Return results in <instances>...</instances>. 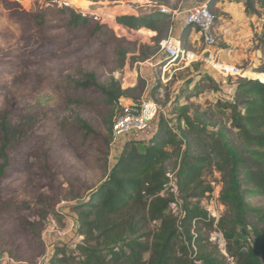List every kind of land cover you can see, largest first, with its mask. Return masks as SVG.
<instances>
[{
    "label": "trees",
    "instance_id": "trees-1",
    "mask_svg": "<svg viewBox=\"0 0 264 264\" xmlns=\"http://www.w3.org/2000/svg\"><path fill=\"white\" fill-rule=\"evenodd\" d=\"M163 1L171 8L182 2ZM5 3L23 11L35 30L38 44L31 51L34 57L55 56L75 45L77 62L103 56L108 74L103 78L96 70L79 69L65 77L62 85L68 104L105 110L102 127L78 115L60 123L74 155L91 168L103 169L105 176L74 205L76 234L82 237L74 251L55 248L48 264H264V228L259 225L264 221V209L248 200L251 195L264 196V63L259 74L252 73V78H241L235 84L239 109L231 124L237 130V142H230L221 131L211 149L216 158L212 161L208 155H194L191 140L182 138L187 145L175 172L176 196L168 187L166 163L173 153L179 154L183 142L165 120H159L147 142H127L120 157L110 162L119 100L136 101L138 98L128 95L139 82L140 94L144 87L138 78L134 86L122 88L112 72L125 65L128 54L138 51L134 35L155 33L153 41L157 42L165 38L169 16L123 11L113 18L100 17L67 0ZM245 4L249 5L248 0ZM145 49L152 50L142 45L140 57H147ZM16 112V108L7 109L0 117V221L27 208L25 202L3 198L4 180L24 166L17 153L27 137L11 122ZM39 155L42 184L54 190L48 154ZM212 166L220 173L219 201L226 210L216 223L200 205L205 193L212 191L211 182L202 178ZM176 197L181 201L178 214L170 209ZM215 230L222 233L225 253L210 240Z\"/></svg>",
    "mask_w": 264,
    "mask_h": 264
},
{
    "label": "rangeland",
    "instance_id": "rangeland-1",
    "mask_svg": "<svg viewBox=\"0 0 264 264\" xmlns=\"http://www.w3.org/2000/svg\"><path fill=\"white\" fill-rule=\"evenodd\" d=\"M6 1L0 0V117L7 109L16 108L17 112L11 122L22 128V136L27 137V141L20 144L17 153L24 166L4 180L3 198L25 202L27 208L5 216L0 221V264H48L47 259L53 255L55 248L74 251L75 243L82 238L76 234L74 205L105 176L103 169L91 168L83 158L74 155L60 130L63 120L71 121L76 115L102 127L105 110L68 104L63 98L62 85L65 77L75 75L79 69L96 70L103 78L108 74L103 56L77 62V58H74L75 45L64 48L55 56L34 57L31 51L38 44L35 30L23 11L8 7ZM67 1L78 9L112 18L124 12L154 13L152 4L155 1L171 8L163 0H148L151 4L144 0ZM190 1L183 0L182 3L189 4ZM230 1L239 4L236 10L241 22L234 26L226 24L220 36L215 31V47L225 48L220 54L224 53L228 59L225 62L218 56L216 62L238 65L243 70L242 76H228L226 82H222L223 76L219 78L216 75L212 64L185 58L173 62L164 59L161 64L151 68L154 87L150 96L162 109L158 118L165 121L171 119L172 132L183 142L179 154L173 153L166 163L167 171L174 176L179 167L180 153L187 145L183 137L191 140L190 149L194 155H208L212 161L216 158L211 149L221 131H224L230 142H237V130L231 124L239 109L235 84L241 78H252V73L259 74L258 68L264 63V0H248L247 6L246 0ZM222 23L220 18L219 24ZM188 28L181 37L183 48L201 52L204 44L192 45L188 40L191 28ZM191 33L201 38L198 31ZM154 34L142 37L134 35L138 51L128 54L125 65L112 72L120 83L122 77L125 78L124 88L131 86L130 74L135 76V70L139 68L145 70L148 59L157 54L159 44L153 41ZM240 35L245 42H238ZM246 42L247 53L254 52L252 59L250 55L246 57L240 54ZM142 45L152 48L150 51L145 49L148 52L146 58L139 55ZM190 56L196 58L193 54ZM163 65L166 66L165 70L161 69ZM137 85L128 96L140 97L142 85L140 82ZM44 152L48 154V161L54 171V190L42 184L44 177H41L39 154ZM202 178L205 183L211 182V190L220 195V173L214 166L205 169ZM76 193L80 194L74 197ZM51 196L54 197L51 199ZM248 200L253 206L264 209V196L251 195ZM200 205L203 208L207 206L202 203ZM216 209L218 218L214 219V223L226 213L224 206ZM153 225L149 228L152 229ZM259 225L264 228V221ZM209 236L220 251L225 253L222 233L215 230Z\"/></svg>",
    "mask_w": 264,
    "mask_h": 264
},
{
    "label": "built area",
    "instance_id": "built-area-1",
    "mask_svg": "<svg viewBox=\"0 0 264 264\" xmlns=\"http://www.w3.org/2000/svg\"><path fill=\"white\" fill-rule=\"evenodd\" d=\"M152 6L155 8L154 13H162L169 16L171 22L170 26L172 27H169V34L165 38L158 41L159 49L157 54L154 57L148 59V65L150 67L153 68L156 65L161 64L164 59H169V61L173 62L180 58H185L186 60H200L205 63L212 64L213 68L223 76L224 82H226L225 78L228 76H242V68L236 64L230 65L226 63H220L218 61L216 62L217 59L215 58V53L208 50L209 48H212L216 45V16L210 10L209 0H203L189 4L185 3L184 5L182 2H180L176 8H169L155 1ZM138 14L148 15L152 13H144L140 11ZM175 24L178 25L182 31L190 27L192 31H198V33H200L201 38L195 39L196 41L199 40V43L204 44V48L200 53H195L191 49L186 50L183 48L181 37L175 35L172 32L173 26ZM190 54L195 55L196 58L193 59ZM161 68L162 70H165L166 66L163 65ZM139 73L141 72L139 71ZM139 73L135 72V76L130 78L129 83H131V85L137 81L138 77H140L139 75L141 74ZM122 78L123 81L120 84L121 87L124 88L123 82L125 78ZM119 104L121 109L114 121L112 133L113 137L110 142V158L115 157V159L120 157L127 142L140 141L145 143L150 139L157 129L159 122L158 117L160 111L162 110L160 105L151 98L149 88H146L136 101L122 97L119 100ZM166 121L168 126L172 129V120L166 119ZM166 174L169 179V190L177 196L178 189L176 177L173 173L168 171ZM214 192L215 191L205 193L204 197L201 199V203L205 205L207 204L204 209L208 212V216L216 219L218 216L216 208H220L221 206L223 207V205L219 201L218 193L216 194ZM179 203L180 199L176 197L175 201L170 204V209L175 214L180 212V207L178 206ZM250 236V239H253V236ZM228 260L232 261V258L229 257Z\"/></svg>",
    "mask_w": 264,
    "mask_h": 264
},
{
    "label": "crops",
    "instance_id": "crops-1",
    "mask_svg": "<svg viewBox=\"0 0 264 264\" xmlns=\"http://www.w3.org/2000/svg\"><path fill=\"white\" fill-rule=\"evenodd\" d=\"M183 1V0H182ZM185 1H189V0H185ZM203 1V0H202ZM193 2H196L195 0H191L190 1V3H193ZM235 4V5H234ZM209 7H210V10L215 14V16H216V22H215V31H216V33H217V35L218 36H220V34L222 35V31L221 30H223V29H225L226 28V24H230V26H234V24H238V22L240 23L241 22V20L240 19H238L239 18V14H238V11L236 10L237 9V7H239V4L238 3H235V2H233V1H230V0H209ZM237 11V12H236ZM221 18V21H223L224 23H222V24H219V19ZM218 20V21H217ZM219 24V26H218V24ZM224 26H225V28H224ZM169 27H172V26H169ZM244 28V27H243ZM245 29V28H244ZM187 30H189V28L188 29H184L183 31L182 30H180V27L178 26V25H174L173 26V30H172V32L175 34V35H178V36H180V37H183L184 36V33L187 31ZM151 32H153V31H151ZM192 32V30L190 29V34L188 35V40H189V42L192 44V45H197V44H199V40L198 41H196L195 39H197V38H199L198 36L196 37V36H193V34L191 33ZM167 33L169 34V29H168V31H167ZM239 37V41L238 42H245V39H243V36L242 35H240V36H238ZM224 38H226V35H224ZM243 45L245 46V47H243L242 46V48H241V50H240V47H238V45H237V48H238V50H240V54L242 55V56H246L247 57V55H250V58L252 59L253 58V54H254V52H252V53H247V51H246V46H248V42H246V43H243ZM208 50H210L211 52H214L215 53V58L217 59L218 58V56H219V59H221L220 57H222V61H225L226 62V60H228L227 59V57H226V55L224 54V53H221L220 54V52L221 51H223V50H225V48L223 49V48H221V47H219V49H217V46L215 47H212V48H209ZM193 51V50H192ZM231 51V50H230ZM194 52V51H193ZM239 52V51H238ZM195 53H200V51L199 52H195ZM246 53V54H245ZM152 67H150L148 64H147V67H146V69L144 70V69H142V68H139V69H137V70H135L136 71V73H139V71L141 72V73H139V74H141V75H139L140 77H138L139 79H141V80H143V82H144V87H143V90H142V92L146 89V88H149V91H150V94H151V91H152V88L154 87L153 86V83H152V76H153V70L151 69ZM162 69V68H161ZM217 72V71H216ZM216 75L220 78V74L217 72L216 73ZM216 75H214V76H216ZM221 81L222 82H224L223 81V78L221 79ZM135 84H133V85H131V86H134ZM142 92H141V94H142ZM140 94V95H141ZM127 99H129L130 100V98H127ZM111 160H112V162L113 161H115V157H111L110 158ZM110 160V161H111Z\"/></svg>",
    "mask_w": 264,
    "mask_h": 264
},
{
    "label": "bare ground",
    "instance_id": "bare-ground-1",
    "mask_svg": "<svg viewBox=\"0 0 264 264\" xmlns=\"http://www.w3.org/2000/svg\"><path fill=\"white\" fill-rule=\"evenodd\" d=\"M144 1H148V0H144ZM124 10H120V12L122 13ZM190 55H192V54H190ZM131 76H130V78H133L134 76L132 75V74H130Z\"/></svg>",
    "mask_w": 264,
    "mask_h": 264
}]
</instances>
